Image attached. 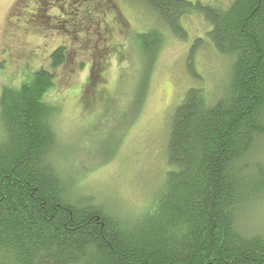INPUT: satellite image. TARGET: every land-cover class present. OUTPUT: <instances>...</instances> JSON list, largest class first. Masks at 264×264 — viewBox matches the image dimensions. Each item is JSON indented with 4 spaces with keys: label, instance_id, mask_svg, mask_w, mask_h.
<instances>
[{
    "label": "trees",
    "instance_id": "16d2710c",
    "mask_svg": "<svg viewBox=\"0 0 264 264\" xmlns=\"http://www.w3.org/2000/svg\"><path fill=\"white\" fill-rule=\"evenodd\" d=\"M130 1L183 39L181 17L201 14L211 26V45L231 60L226 89L215 100L200 87L186 92L171 118L164 186L150 210L125 217L77 194L50 160L57 137L46 96L66 48H56L50 68L33 71L23 86L5 87L0 264H264V234L239 226L264 189V163L253 159L264 137V0H233L227 7ZM151 34L162 41L154 28L143 36L155 42ZM201 42L188 57L195 79Z\"/></svg>",
    "mask_w": 264,
    "mask_h": 264
},
{
    "label": "rangeland",
    "instance_id": "374dc122",
    "mask_svg": "<svg viewBox=\"0 0 264 264\" xmlns=\"http://www.w3.org/2000/svg\"><path fill=\"white\" fill-rule=\"evenodd\" d=\"M192 1L227 7L233 0ZM180 23L184 39L136 1L0 0V96L50 68L52 52L64 46L67 60L46 96L57 137L50 160L77 194L121 216L143 214L158 198L171 118L186 92L200 87L215 100L228 83L231 60L208 40L209 23L195 12ZM153 28L161 42L154 33L155 42L144 38ZM198 39L195 79L188 57ZM2 126L0 119V142ZM257 146L253 159L264 163V137ZM239 226L264 234V189Z\"/></svg>",
    "mask_w": 264,
    "mask_h": 264
},
{
    "label": "flooded vegetation",
    "instance_id": "af4514ba",
    "mask_svg": "<svg viewBox=\"0 0 264 264\" xmlns=\"http://www.w3.org/2000/svg\"><path fill=\"white\" fill-rule=\"evenodd\" d=\"M16 61H17V62H20V61L18 60V58H16Z\"/></svg>",
    "mask_w": 264,
    "mask_h": 264
}]
</instances>
